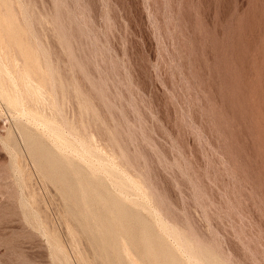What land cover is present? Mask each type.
<instances>
[{
	"label": "rangeland",
	"instance_id": "obj_1",
	"mask_svg": "<svg viewBox=\"0 0 264 264\" xmlns=\"http://www.w3.org/2000/svg\"><path fill=\"white\" fill-rule=\"evenodd\" d=\"M8 1L10 12L4 9ZM8 1L0 5L7 12L0 8V20L7 17L0 31L7 21L11 29L0 37H18V45L32 56L21 58L14 39L10 48L3 47L6 38L1 37L0 54L14 47L20 53L12 56L21 59L4 53L0 64L6 63L3 57L13 59L11 67L30 58L38 72L27 59L28 73L40 77L21 86L12 77L17 79L26 64H20L23 70L17 66L19 72L14 65L16 73L0 65V264H105L95 256L89 234L69 219L70 202L41 171L25 135L71 159L82 175L92 179L95 168L92 180L104 175L106 182L117 183V188L110 182L104 187L110 184V191L105 188L110 194L120 189L116 196L133 211L145 203L139 213L152 226L160 216L163 222L154 229L164 235L170 254L186 253L170 233L175 227L193 247L214 253L219 264H264V0ZM13 19L30 39L16 32ZM10 78L20 86L10 87ZM41 79L40 99L24 96V89L39 87ZM13 97L23 107H13ZM58 127L63 132L51 142ZM59 138L73 147L82 144L79 151L68 145L75 153L90 148L93 157L71 154ZM115 169L122 181L124 175L133 180L118 187L120 179L112 180L119 177ZM105 171L109 177L115 172L112 181ZM133 181L141 184V192ZM120 241L131 257L122 254V263H140ZM179 253L172 254L178 262H192L187 254L181 262Z\"/></svg>",
	"mask_w": 264,
	"mask_h": 264
},
{
	"label": "bare ground",
	"instance_id": "obj_2",
	"mask_svg": "<svg viewBox=\"0 0 264 264\" xmlns=\"http://www.w3.org/2000/svg\"><path fill=\"white\" fill-rule=\"evenodd\" d=\"M2 1V0H1ZM0 1V5H1V3L3 2V1H5V0H3L2 2ZM8 1V0H7ZM4 3V2H3ZM7 3V2H6ZM6 3H5V5H6ZM3 5V4H2ZM11 5V4H10ZM9 1H8V5H7V8H4L5 10H7V11H9ZM0 8H2V7H0ZM11 8H13L12 6L10 7V9ZM4 9L2 8L1 10H3V14L5 13V14H7V12L6 11H4ZM13 10V9H12ZM10 12V11H9ZM1 13V12H0ZM13 13V12H12ZM9 15V17L10 16H12V15H10V13H8ZM2 15V13L0 14V16ZM5 17V18H4ZM8 17V18H9ZM7 17L4 15V16H2V20L4 19V20H7L6 19ZM12 18H14V16H12ZM2 20H0V21H2ZM3 20V21H4ZM14 21H15V26H17L18 24H20L19 22H17L16 23V19H13ZM2 21V23H1V25L2 24H5V22L6 21H4L3 22ZM13 21V22H14ZM13 22H12V24H13ZM9 23V21H7V25H6V27H5V25L2 27L3 28V30L2 31H4L5 30V28H7L10 24H8ZM17 24V25H16ZM23 24V23H22ZM0 25V26H1ZM15 26H12V28L13 27H15ZM20 26V25H19ZM22 26V25H21ZM9 28V27H8ZM16 28V27H15ZM15 28H13L14 30H16ZM19 27L17 26V29H18ZM22 28L24 29V25L22 26ZM21 28V29H22ZM9 29H11V26H10V28ZM21 29H18L16 32L18 33V34H22V32L23 33H25L24 31H26V30H21ZM0 30H1V27H0ZM21 30V32L19 33V31ZM28 30V29H27ZM2 31H0V34L2 33ZM8 31V30H7ZM11 31V30H10ZM10 31H8V34H9V32ZM13 31V30H12ZM12 31H11V33H12ZM4 32H6V31H4ZM3 32V33H4ZM27 32V31H26ZM2 35V34H1ZM4 35V34H3ZM5 35H6V33H5ZM11 35H13V37H15L14 36V34H11ZM11 35H10V39L12 38L11 37ZM20 35H18V36H20ZM23 35H25V34H22V36ZM28 35V34H27ZM30 35V34H29ZM28 35V36H29ZM17 36V35H16ZM28 36H26L25 35V37L23 36V38L25 39L26 37H28ZM2 37V36H1ZM0 37V38H1ZM3 37H5L6 38V36H3ZM2 37V38H3ZM29 37H31V35L29 36ZM1 38V39H2ZM4 38V39H5ZM16 38H18V37H16ZM15 38V39H16ZM20 38H21V43H23L24 41V39L20 36L19 37V39L18 40H20ZM0 39V41H2ZM7 39H9L8 38V35H7V38H6V40L3 42L4 44H6L5 46H3V47H5V48H10L9 46L11 45L10 43H11V40L12 39H14V38H12L11 40H7ZM12 40V42H14V41H16V40ZM26 39H30V38H26ZM32 40H33V38H32ZM31 40V41H32ZM23 41V42H22ZM26 41V40H25ZM29 41V46H30V40H28ZM6 42H9V43H6ZM17 42V41H16ZM0 43H2V42H0ZM18 43H19V41L17 42V43H15L14 42V44L13 45H15V44H17L18 45ZM8 44H10V45H8ZM24 44V43H23ZM22 44V45H23ZM35 44H36V42H35ZM2 45L3 44H1V46H0V50H1V48H3L2 47ZM21 45V46H22ZM26 45V44H25ZM31 45H33V43L31 44ZM13 46H11V48H12ZM23 47H24V45H23ZM34 47V46H33ZM5 48L4 49H2V52H4L5 53V55L7 56V54L9 53V51H10V49H7V50H9V51H5ZM15 48H16V50H18L19 48L22 50L23 48L22 47H20L19 45H18V48H17V46L15 45ZM14 47H13V49H12V53H9V54H11V56H12V54L14 53L15 54V56L17 55L18 56V54L20 53V52H22V54H20V57L23 55L24 57H21V58H26V56L28 55V56H32V55H29V54H27L26 55V53L22 50V51H20L18 54H16L15 52H14V49H15ZM36 48H38V47H36L35 46V49ZM19 49V50H20ZM18 50V51H19ZM37 51H38V49H37ZM7 52V53H6ZM39 52V51H38ZM4 53H1V54H3L4 55ZM24 53H25V55H24ZM28 53V52H27ZM0 54V55H1ZM39 54V53H38ZM2 56V55H1ZM0 56V57H1ZM9 56V55H8ZM27 56V57H28ZM13 57V59L15 58L14 56H12ZM36 57V56H35ZM21 58H15V59H19V61H20V59ZM3 60V62L6 64V66L7 65H9L10 64V62L13 60V59H11V61L9 60H7L5 57H3L2 58ZM4 59H6L9 63L7 64V61H4ZM28 59V63L31 61L30 60V58H27ZM27 59H26V62H23L22 60H21V62H19L22 66L24 65L23 63H27ZM32 60H35V59H33V58H31ZM1 60V59H0ZM30 60V61H29ZM1 61V63H3ZM15 62H16V60H14ZM14 61H13V63H14ZM38 60H36V62H37ZM31 62H33V61H31ZM30 62V63H31ZM35 62V61H34ZM33 62V63H34ZM12 63V62H11ZM33 63H31V64H33ZM5 64L3 65V64H0L1 66H5ZM20 64H18V63H16V65H15V63H14V65L16 66L15 67V69L16 68H18V69H21L22 68V66L20 65ZM30 64V65H31ZM39 64V63H38ZM13 65V64H12ZM14 65L12 66V67H14ZM34 65H35V67L37 66L36 64H33L32 66H30V67H32V68H30L29 67V64H26V66H24V68H22L21 70H23L22 72H20L18 75V78L16 79V77L14 78V76L12 77V80H13V82H15L16 80H18V81H20V83H21V86H22V84H23V86H26V83L27 84H29L28 82H30V81H28L30 78L31 79H33L34 78V75H35V73H33V76L31 75V74H29V73H32V72H29L28 73V71L31 69V70H33V72H36V69H37V67H36V69H35V71H34ZM1 66H0V69L2 70L3 68H1ZM18 66V67H17ZM39 67H40V65H38ZM8 68V70H9V67H10V70H12V71H14L13 69H11L12 67H11V65L10 66H7ZM4 68H6V67H4ZM27 68V69H26ZM28 68H30V69H28ZM18 69H16L17 70V72H19L20 70H18ZM6 70V69H5ZM30 70V71H31ZM7 71V70H6ZM42 71V69L40 68V70H39V72H41ZM9 73H10V71H8ZM8 72H7V74H8ZM15 72V71H14ZM38 72V71H37ZM36 72V73H37ZM1 73H3L2 71H0V74ZM12 73V72H11ZM10 73V74H11ZM16 73V72H15ZM42 73V72H41ZM4 74H5V72H4ZM8 75V76H10L11 77V75ZM12 75H13V73H12ZM32 77H31V76ZM39 75V74H38ZM48 75V74H47ZM5 76H6V74H5ZM7 76V77H8ZM15 76H17V75H15ZM7 77H5V79L7 78ZM36 77H40V76H37V75H35V78ZM2 78H4V77H2ZM2 78L0 77V81L2 80ZM15 80H14V79ZM42 78H44V75H42ZM9 79V78H8ZM7 80V79H6ZM5 80V81H6ZM38 80V79H37ZM52 80V79H51ZM5 81H4V84H5ZM17 81V82H18ZM31 81H33V80H31ZM35 81H36V79H35ZM49 81V80H48ZM1 82H3V80L1 81ZM12 81H11V78H10V82H9V84H10V87L11 86H13L14 84H16V83H14L13 84V82L11 83ZM39 82H41L40 84L38 83V85L37 86H43L42 85V79L39 81ZM31 83V82H30ZM33 83H35V82H33ZM43 83L46 85V82L44 81V79H43ZM3 83H2V85H4ZM7 84V83H6ZM9 84H8V86H9ZM11 84H13V85H11ZM49 84V83H48ZM17 85V84H16ZM33 85V86H32ZM32 85H27V86H29V87H27V88H22L21 89V94H22V90L24 89V90H26V92L23 90V92H25V95L24 96H35V95H37V96H39V98L38 99H40V95H38L37 93H39V91H40V93L39 94H42V93H44V90L41 88V90H40V88L39 87H34L35 85L34 84H32ZM44 85V87H46ZM0 86H1V83H0ZM20 85H17V87H19ZM5 87H7V86H5ZM17 87H15V89L17 88ZM1 88V87H0ZM6 89V88H5ZM4 89V90H5ZM7 89H9L8 87H7ZM6 89V90H7ZM15 89H14V91H15ZM46 89V88H45ZM49 89V88H48ZM1 90V92L0 93H2L3 94V90L2 89H0ZM13 90V89H12ZM17 90H20V89H18L17 88ZM42 90H43V92H42ZM7 93L8 95H5V97H9V99L11 100V98H10V96H9V93L7 92V91H4V93ZM10 92V91H9ZM13 93V92H12ZM15 93V92H14ZM20 93V92H19ZM11 94V93H10ZM20 95V94H19ZM45 95H47L46 93H45ZM4 96V95H3ZM12 96V95H11ZM21 96V95H20ZM36 96V97H37ZM15 97H18V98H16V99H19V96H15ZM22 97V96H21ZM14 98V97H13ZM23 99H25L26 101H27V98H24V97H22ZM35 98V97H34ZM33 98V103H35V99ZM41 98H44V97H41ZM3 99H5V98H3ZM6 99H8V98H6ZM8 99V100H9ZM16 99L14 98V99H12V101H11V103L13 104V107H15V106H17V107H20L21 108V106H22V104H20V106H19V103L18 104H15L16 103ZM21 99V98H20ZM19 99V100H20ZM32 99V98H31ZM25 100H23L22 102L23 103H25L26 101ZM37 100V99H36ZM42 100V99H41ZM45 100V99H44ZM18 101V100H17ZM43 101V100H42ZM9 102V101H8ZM22 102H20V103H22ZM38 102V101H37ZM40 102V101H39ZM42 103V102H41ZM49 103V102H48ZM8 104V103H7ZM12 104H11V107H12ZM14 104H15V106H14ZM26 104V103H25ZM34 105V104H33ZM38 106H39V103H38ZM51 106H52V104H51ZM85 106V105H84ZM12 107V108H13ZM23 107V106H22ZM28 107V106H27ZM55 108V107H54ZM14 109H16V108H14ZM18 110H19V108H18ZM55 110V109H54ZM22 112V111H21ZM14 113V112H13ZM23 113L24 112H22V115H23ZM56 113H58V111L56 112ZM21 114V113H20ZM24 114H26V113H24ZM29 114V113H28ZM33 114V113H32ZM27 116H29V115H27ZM30 116H31V113H30ZM20 117V116H19ZM39 119V118H38ZM41 121V120H40ZM43 122V121H42ZM45 122V121H44ZM52 123V122H51ZM46 124V123H45ZM47 124H50V121H49V123H47ZM55 124V123H54ZM53 126H55V125H53ZM49 127V126H48ZM56 127V126H55ZM48 130V129H47ZM49 130H50V128H49ZM54 130H56V132L54 131ZM52 132L54 133V135H53V133L52 132H50V133H52V134H50V135H52L53 137H52V139H50L51 138V136H49V139H50V141L51 140H54V136L55 135H58V134H56L58 131L57 130H59V127H58V129H54ZM60 131H62V128H61V130ZM58 132V133H61V132ZM20 132H22V131H20ZM25 132H26V130H25ZM63 132V131H62ZM49 133V132H48ZM29 134V133H28ZM66 134V133H65ZM69 134V133H68ZM31 135H34V134H31ZM79 135V134H78ZM59 136V135H58ZM58 136L57 137H55V138H58ZM60 137H63V136H61L60 135ZM69 137H71V136H69ZM35 138H38V137H35ZM35 138H33V137H31V136H28V135H25V139H26V144H27V147H28V150H29V152H30V154L32 155V157L34 158V160H35V162L41 167V171L44 173V175L46 176V177H48L52 182H54L55 184H57L59 187H60V191H61V193H62V195L65 197V199H67V201H69L70 202V204L69 205H66L67 206V208H66V212H67V214L69 215V219H71L75 224H76V226L77 227H79V229H81L82 231H84L85 233H88L89 234V240H90V242H91V244L93 245V248H94V250H95V256L96 257H98V258H101V259H103L104 260V262H105V264H123L122 263V254H124V257L125 258H127V260H128V258L130 257V254L128 255V254H126V252H128L127 251V249H125V246L122 244L123 242V240L122 241H120V239L121 238H123L124 239V241L127 243V246H128V248L130 249V250H132V252L133 253H136V255H137V258L139 259V261H140V263H137V262H134V261H130L128 264H181L180 262H178L179 261V259L177 260L176 259V257H174L175 255L174 254H177V253H179V252H176V253H172V254H170V252L171 251H173V250H168L167 248H166V246L164 245V243L163 242H166L163 238H164V235L163 236H161V231L159 232V230H158V232L160 233H158V232H156V230L154 229V227L158 224V221H160V219H158L159 217L158 216H156L155 215V217H158V218H156L157 220H155L156 221V225L154 224V226H152L148 221H146L144 218H145V216L143 217V216H141L142 215V213L140 214L139 212H140V210L142 209V207H143V205L145 204H140V203H138L136 200V202L134 203V205L136 204V205H141L142 207H140V206H138V207H140V210H139V212H137V210L136 211H133L126 203H124L123 201H124V197H123V201L118 197V196H116V194H117V192H119V190L117 189H115L116 191V193L114 192V190L112 189V192H114V193H112V194H110L109 192H107L106 191V189L105 188H110V184L112 185V186H114V187H116L117 185V183L116 184H112L109 180H108V182H110V184L107 186V187H104V185H107V183L108 182H106V177H104V175L102 176L103 178H101L100 176H97L95 179H97V178H99V181L97 180V181H94V180H92L93 179V177L95 176L94 174L96 173V171H93L94 169H92L91 170V168H89L87 165H84L83 167L85 168V166H86V168H89V171L91 170L94 174V176L92 177L91 176V178L92 179H90V178H88V177H86V175L84 176V174L82 175L81 173H80V169H77L76 167L77 166H73V165H71L69 162H68V160L70 161L71 159H68L67 161H65L66 159H64L65 157L63 156V155H61V154H59V153H54V152H52L49 148H47V147H44L45 146V144H44V146H43V144H41V142L40 141H38L37 139H35ZM40 138V137H39ZM43 138V137H42ZM47 138V137H46ZM72 139V138H71ZM48 140V139H47ZM57 140V139H56ZM55 140V141H56ZM59 140H60V138L58 139V142H59ZM63 140L65 141V139L63 138ZM74 140L75 139H73V142H74ZM44 141V140H43ZM61 141V143L63 142L62 140H60ZM70 141H72V140H70ZM46 142H48V141H46ZM52 142V141H51ZM57 142V143H58ZM75 142H77V141H75ZM80 142H81V140H80ZM55 143V142H54ZM66 143V142H65ZM56 144V143H55ZM55 144H53V145H55ZM60 144V143H59ZM58 144V145H59ZM63 144H64V142H63ZM81 144V143H80ZM47 145V144H46ZM64 145H66V146H68V145H70V143L68 144V142L66 143V144H64ZM73 145H76V144H73ZM77 145L79 146L78 148L76 147V149H77V151H79L78 149L80 148V146H81V148H82V144L81 145H79V142L77 143ZM56 146V145H55ZM70 146H72V145H70ZM70 146H68L67 148L70 150ZM26 147V148H27ZM59 147V146H58ZM75 147H73L72 146V148H75ZM64 148H66V147H64ZM64 148H62L61 147V149H64ZM81 148H80V150H81ZM52 149H53V147H52ZM56 148H54V150H55ZM76 149H74V150H76ZM86 149H87V147H86ZM85 149V150H86ZM90 149V148H89ZM88 149V150H89ZM53 150V151H54ZM73 150V149H72ZM83 150V149H82ZM88 150H86L85 151V153H84V151H80V152H78V153H83L84 154V157L82 156V154H81V156L82 157H79V158H86V157H88V155L87 154H91V156L89 155V157H93L92 156V153L94 152H92V153H87V151ZM93 150V149H92ZM71 151V150H70ZM69 151V152H70ZM90 151V150H89ZM72 152V151H71ZM76 152V151H75ZM75 152H72L71 154H73V153H75ZM78 153H75V154H78ZM87 153V154H86ZM56 154H59V155H61V157H59V155H56ZM85 154L87 155L86 157H85ZM62 156H63V158H62ZM70 156V155H69ZM76 156V155H75ZM78 156V155H77ZM72 158V157H71ZM74 158V157H73ZM78 159V158H77ZM88 159V158H87ZM73 161V163H74V165H76V164H78V163H80V160H78L77 162L78 163H76L75 164V162H76V158H75V162H74V160H72ZM81 161H82V159H81ZM88 161H90V160H88ZM84 162L82 161V164H83ZM85 163H87V160L85 161ZM81 164V163H80ZM88 164V163H87ZM99 164V163H98ZM106 164V163H105ZM89 166H91V163H89L88 164ZM100 165V164H99ZM98 165V166H99ZM101 165L103 166L104 165V163L102 164L101 163ZM102 166H100L101 168H102ZM109 166V165H108ZM104 167L105 168H107V170L109 171V172H111L110 171V166H109V169H108V167L107 166H105L104 165ZM85 168V169H86ZM100 168V169H101ZM113 168V167H112ZM20 169V168H19ZM114 169V168H113ZM102 170H104V169H102ZM112 170V169H111ZM82 171V170H81ZM86 171H88V170H86ZM107 171V172H108ZM114 171H118L117 169H115ZM114 171H112L113 173H115ZM92 172L90 173V172H87V173H90V174H92ZM106 171L104 172V173H107ZM108 172V173H109ZM86 173V174H87ZM107 173V174H108ZM113 173H111V176L110 177H112L114 174ZM117 173H119V174H117L118 176L120 175V171H118ZM89 174V175H90ZM97 174V173H96ZM113 174V175H112ZM121 174H123V172H121ZM23 175V174H22ZM117 175H116V177H117ZM105 176H106V174H105ZM115 176V175H114ZM114 176L112 177V178H110L109 177V174H108V178L111 180H113V182H114V180H116L115 182H117V179L119 180L118 181V187L120 186V185H123V182H126L127 183V181H128V179H131V177L130 178H128L127 179V175L125 176H123V177H125L126 179L124 180V181H122L121 180V175L118 177V178H116V179H114ZM122 177V178H123ZM45 178V177H44ZM105 179V184L103 183H101L102 181H101V179ZM111 180V181H112ZM131 180H133V179H131ZM101 181V182H100ZM130 181V180H129ZM133 182H135L136 183V181H133ZM130 183V182H129ZM125 184V183H124ZM132 184V188H133V185H135V184H133V183H131ZM130 184V185H131ZM130 185L129 184H127L126 186H127V188H129V190L128 189H126L127 191V193H128V191H131L130 190ZM136 185H137V183H136ZM135 185V187H137L138 186V190H139V188L141 189V188H143V187H141V184L139 185H137L136 186ZM56 186V185H55ZM124 186V185H123ZM125 186V187H126ZM129 186V187H128ZM113 187V188H114ZM122 187V186H121ZM109 188H108V190H109ZM117 188V187H116ZM131 188V189H132ZM125 189V188H124ZM111 190V189H110ZM109 190V191H110ZM121 190H122V188H121ZM137 190V189H136ZM137 190V191H138ZM142 190V189H141ZM133 191V190H132ZM140 191V190H139ZM138 191V192H139ZM121 192V191H120ZM137 192V193H138ZM141 192V191H140ZM139 192V193H140ZM143 194H144V192H142ZM142 193H140V195H143ZM115 194V195H114ZM119 194V193H118ZM125 194V193H124ZM127 195V194H126ZM138 195V194H137ZM125 196V195H124ZM128 196V195H127ZM129 197H131L130 196V194H129ZM128 197V198H129ZM127 198V199H128ZM131 198H133V196L131 197ZM137 198V197H136ZM130 199V198H129ZM134 199V198H133ZM126 200V199H125ZM132 200V199H131ZM130 200H128V201H126V202H129ZM28 202V201H27ZM34 202V201H33ZM131 202V201H130ZM134 202V201H133ZM132 203V202H131ZM138 203V204H137ZM24 204V203H23ZM133 204V203H132ZM26 205V204H25ZM29 205V204H28ZM24 206V205H23ZM37 206V205H36ZM64 206V205H63ZM147 206V205H146ZM146 206H144V207H146ZM28 207V206H27ZM131 207L133 208L134 207V209H136V207L135 206H133V205H131ZM146 208H149V207H146ZM24 210V209H23ZM143 210H146V209H143ZM24 211H26V210H24ZM30 211H31V209H30ZM147 211V210H146ZM149 211H150V209H149ZM155 211V213H156V209L154 210ZM143 212V211H142ZM27 213V212H26ZM32 214H33V212H32ZM32 214H30V215H32ZM34 214H36V213H34ZM143 214H145V213H143ZM146 214H147V212H146ZM145 214V215H146ZM154 214V213H153ZM152 214V215H153ZM38 215V214H37ZM148 215V214H147ZM146 215V216H147ZM28 216V215H27ZM64 216V215H63ZM30 217V216H29ZM35 217V216H34ZM37 217H39V216H37ZM45 217V216H44ZM153 217H154V215H153ZM154 217V218H155ZM32 218V217H31ZM33 219V218H32ZM36 219V218H35ZM62 219V218H61ZM69 219H68V221H69ZM151 219H153V218H151ZM150 219V220H151ZM41 220V219H40ZM154 220V219H153ZM154 221V222H155ZM41 222V221H40ZM69 222H71V221H69ZM73 222H72V224H73ZM151 222H153L152 220H151ZM160 222H163V221H160ZM38 223V222H37ZM46 223V222H45ZM72 224H71V226H72ZM165 224V223H164ZM163 223L161 224L162 225V228H164V229H166V226H168L169 228L171 227V225L170 224H167L166 226L164 225ZM38 225H39V223H38ZM159 226H160V224H158ZM37 227V226H36ZM73 227H75V225L73 226ZM167 227V228H168ZM40 228V227H39ZM43 228V227H42ZM157 228H158V226H157ZM161 227H159V229H162ZM73 229V228H72ZM164 229H162V231H164ZM171 229V228H170ZM173 229V230H172ZM172 229H171V231L169 230V229H167L168 231H167V233H169V231H170V233H171V235H173L175 238H177V241H179V244H180V246H181V250H184V252H186L184 255H186L187 254V256H188V258H190L189 259V263H190V261H192L190 264H219V262H217V260H215V259H213V257H216V256H214V253H212V255H211V253H209L210 251H207V249L205 250V249H203V248H198V247H193V245L190 243V240H188V239H186V237L184 238V236H182V234L181 233H178L177 232V230L175 229V227L173 228L172 227ZM66 230H68V229H66ZM77 230V229H76ZM176 230V231H175ZM41 231H43V229L41 230ZM79 232H81V231H79ZM78 232V233H79ZM165 232H166V230H165ZM46 233V232H45ZM83 233V232H82ZM163 233V232H162ZM169 233V234H170ZM69 234V233H68ZM71 234V233H70ZM75 234V233H74ZM165 234V233H164ZM179 234H180V236H179ZM76 235V234H75ZM83 235V234H82ZM81 235V236H82ZM168 235V234H167ZM182 236V237H181ZM163 237V238H162ZM166 237V236H165ZM167 238V237H166ZM173 239V238H172ZM174 242L176 241V239H174L173 240ZM119 242H121V244L119 243ZM55 244V243H54ZM121 245H123L124 247H122ZM167 245V244H166ZM176 247H178L176 244H174ZM52 246V245H51ZM56 246V245H55ZM90 246V245H89ZM172 247V246H171ZM170 247V248H171ZM200 247V246H199ZM56 248V247H55ZM174 248V247H173ZM57 249V248H56ZM178 249H179V247H178ZM52 251V250H51ZM179 251V250H178ZM130 252V251H129ZM175 252V251H174ZM181 252V251H180ZM183 252V251H182ZM182 252L181 253H179L178 254V257L180 258V261H181V258L182 257H180L181 255H183L182 254ZM131 253V252H130ZM77 254V253H76ZM129 257H128V256ZM212 257H211V256ZM62 256V255H61ZM64 256V255H63ZM77 256V255H76ZM80 256V255H79ZM136 257V256H135ZM185 257V256H184ZM65 258V257H64ZM80 258V257H79ZM131 258V257H130ZM187 258V259H188ZM192 259V260H191ZM218 259V258H217ZM58 260V259H57ZM97 260V259H96ZM184 261H186V259L184 258L183 259ZM65 261V260H64ZM183 261V262H184ZM83 262V261H82ZM182 262V261H181ZM188 262V261H187ZM187 262L185 263V264H187ZM58 264H59V262H57ZM81 263V262H80ZM221 263V262H220ZM224 264V263H223Z\"/></svg>",
	"mask_w": 264,
	"mask_h": 264
}]
</instances>
